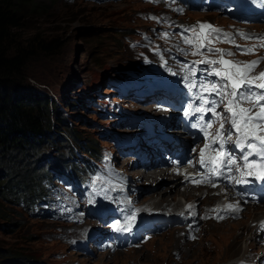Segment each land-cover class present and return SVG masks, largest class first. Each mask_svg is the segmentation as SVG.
I'll return each mask as SVG.
<instances>
[{"label":"rangeland","instance_id":"374dc122","mask_svg":"<svg viewBox=\"0 0 264 264\" xmlns=\"http://www.w3.org/2000/svg\"><path fill=\"white\" fill-rule=\"evenodd\" d=\"M35 3L39 9L33 14L29 13L21 27L15 29L21 43L30 45L31 39L32 42H36L37 39L59 41L50 52L35 49L37 51L29 58L25 67L23 84H26L32 93H45L53 97L63 110V120L67 122L66 126L62 123L55 124L52 130L55 141L45 143L42 150V154L45 153L43 156H57L62 152L63 148L61 150L59 140L65 128L78 136L112 147L113 135L109 127L112 126L111 122L114 119L100 118L93 102L98 101V98L110 96L111 93H107L109 90L106 89L108 77L118 73L117 71L129 68L131 61L143 57L128 44L125 37L126 35L133 37V34L129 33L137 27L147 28L150 23L145 20V17L140 16V13L144 14L148 11L155 16L154 12L159 6L144 3L142 0L69 2L68 0H35ZM165 12L173 17L178 16L170 10ZM178 18L181 22L198 18L209 23L222 24L228 29L234 28L230 18L198 9L188 10L184 16ZM179 29L189 33V29L183 27L181 23ZM258 30H264V24L260 25ZM214 38L223 44L227 42L224 35L222 37L217 35ZM142 51L144 55H147L145 48ZM202 51L204 52L205 49L203 48ZM247 53L245 49H241L237 55L246 56ZM185 61L187 60H169L157 67L164 72L170 65L172 67L182 65ZM156 64L142 63L135 72L143 73V75L151 74L150 71L156 67ZM141 80L142 78H139V81ZM149 82L151 81L144 84ZM133 95L134 93H131L125 101L115 100L117 107L114 110L119 108L118 113L126 110L124 113H130V115L138 113L137 111L152 110L150 109L152 104L140 105L141 107L135 105ZM209 100L212 102L213 97ZM209 100L207 99V102ZM127 125L128 123L125 122L119 128V139ZM139 125L140 122L134 121L130 128ZM103 129L110 130L109 135L101 136ZM213 134L212 129L211 135ZM210 140L199 146L208 145ZM80 148H73V151L80 152L82 151ZM40 161L41 159H37L35 164ZM115 161L116 159L110 156L104 166L110 172H114L113 162ZM137 161L130 155L125 158L120 156L118 165L124 170L125 175L127 174L133 180L134 185L139 187L134 197V201H138V211L141 213L145 211L147 213L142 215H147L149 210H155L159 216L156 218L146 216L144 225L138 223L136 226L129 227L130 229L124 227L126 221L115 226L110 225L105 229L97 225V220L89 215L97 202L94 200V189L85 187V190L80 189V194L87 205L83 206L79 213L75 212L71 224L61 228L57 233L58 226L54 227L52 221L36 215L31 216L12 202L1 199L3 184H0V264H27L25 261H20L25 258L30 260V264L32 260L40 259L50 264H229L248 257L256 258L263 252L264 246L258 239L253 241L251 236L254 234L255 220L264 215V208L256 213L253 211L254 208L260 206L247 204L239 218L221 222H214L212 219L203 221V218L208 215L210 218V211L206 215L203 210L202 218L197 219L198 210L201 208L207 210L209 206L215 207L221 201L215 198V194L214 197L210 196V193H216L215 191L193 184L188 186L184 178L179 184L173 186L171 176L174 175L173 173L181 175L180 168L155 166L158 165L153 164L157 163L156 161H151L147 171L161 174L168 170L167 175H158L153 181L144 179V176L138 177L137 174L131 173L144 169L141 161ZM142 167L143 169H140ZM150 174L148 173L145 177L149 178ZM124 178L129 180L125 176ZM111 180L108 177L107 184ZM111 189L110 185L106 190ZM176 189L180 192L184 189L190 191V195L195 198L198 196L201 202L190 210L192 205H188L193 204L192 201L195 198L189 200L187 196L177 194L175 199L171 200ZM206 189L210 193L205 194ZM155 194L170 196L166 202L161 203L158 196L148 198ZM121 202L129 212V203H126L124 199H121ZM186 206L189 208L186 215H193L194 219L184 224V227H172L164 232L167 227L175 225L168 214L184 213ZM179 219L181 220V217ZM146 221H151L153 224H148ZM154 224L164 226V229L152 231L147 228ZM187 226L192 229L190 238L184 236L183 229L186 230ZM124 230H131V233L138 232L137 239L133 241ZM125 242L133 243L135 246H126Z\"/></svg>","mask_w":264,"mask_h":264},{"label":"trees","instance_id":"16d2710c","mask_svg":"<svg viewBox=\"0 0 264 264\" xmlns=\"http://www.w3.org/2000/svg\"><path fill=\"white\" fill-rule=\"evenodd\" d=\"M38 7L35 0H0L1 199L12 202L24 212L33 206L35 198L45 201L47 205L54 201L52 194L55 193L41 185L42 179L46 177L51 182L53 177H58V173L50 174L48 164L54 166L56 163L67 162L75 155L73 148L81 147L83 153L93 156L99 151L97 142L65 128L59 140L62 152L57 156L42 154L45 143L55 141L52 133L55 124L62 123L66 126L67 122L63 120V110L53 97L45 93H32L23 84L25 67L29 58L37 51L35 49L50 52L59 41L37 39L32 42L31 39L30 45L21 43L15 29L21 27L24 18L29 13L33 14ZM134 62L131 61L129 66H135ZM37 159L41 161L35 164ZM60 201L62 198L58 195V201L54 203ZM27 260L29 259L25 258L20 261L30 264V260Z\"/></svg>","mask_w":264,"mask_h":264},{"label":"snow or ice","instance_id":"6c2138e0","mask_svg":"<svg viewBox=\"0 0 264 264\" xmlns=\"http://www.w3.org/2000/svg\"><path fill=\"white\" fill-rule=\"evenodd\" d=\"M199 27L201 29H209V32H194L193 38H185L184 42L194 44L201 41L202 38V42L199 44V47H207L208 44L211 43V40L209 39L210 34L219 33L220 30L212 28L211 25H199ZM225 39L227 40L228 37L225 36ZM259 39L264 40V37H260ZM208 50L219 53L221 59L219 61L209 60L205 62L213 65L217 63L221 65H230V69H213V71L215 72V75L220 76L222 79L227 77V80L231 81V83H222L219 91L217 89V85L215 84L211 85V87L208 85H201V87L210 92H215L217 95H221L224 99L228 100V111L231 114L227 115L226 119L238 133V138L235 142L236 145L243 152H245L242 158L246 168L248 169L246 175L264 179V103H261V101H264V91H252L253 88L264 90V72H260L258 77L250 75L259 65L261 59H264V57L250 62L227 61L222 59V57L224 55H232L231 52L213 48H209ZM251 51L252 49L250 48L245 49V52ZM258 80L261 82L257 83ZM192 86L195 85H190V87ZM241 87L247 88V93L238 91ZM204 102L207 103V101ZM244 102H247L249 107H242L241 105ZM212 103L213 105L215 104L214 101ZM256 109L259 110L255 111ZM197 111H204V109L200 108L197 109ZM221 128H223V123L221 124ZM228 139H231V136H229ZM206 147L208 146L206 145ZM201 156V163H204L203 152L201 153ZM253 156L258 157V160L250 163L249 157ZM227 164L235 165L236 160L229 159ZM252 169H259L260 171L258 173ZM228 207L232 208L233 206L229 205ZM236 211H239V209L237 208Z\"/></svg>","mask_w":264,"mask_h":264},{"label":"bare ground","instance_id":"6f19581e","mask_svg":"<svg viewBox=\"0 0 264 264\" xmlns=\"http://www.w3.org/2000/svg\"><path fill=\"white\" fill-rule=\"evenodd\" d=\"M229 23V22H228ZM153 164H158V163H153ZM151 166H153V165H151ZM148 168H150V167H147V168H144L143 169V167L142 168H140V169H143V170H135V171H132L131 173H135V174H137L138 175V177H143L144 176V179H152V181L154 180V179H157V177H158V175H167V173H168V170L166 171H164L163 173H159V172H150V171H147L148 170ZM172 171V170H171ZM148 173H151L150 175V177L149 178H147V177H145V175H147ZM170 174V173H169ZM174 175L173 176H171V179H172V185L173 186H176L177 184H179L181 181H182V176L181 175H178V174H175V173H173ZM192 185V184H191ZM194 186H196V185H194ZM169 191V190H168ZM179 195V194H182V195H184V196H187V198L190 200V199H192V198H195V196H191L190 195V191H188V190H186V189H184V190H182V192H180V190H178V189H176V191L174 192V197H171L170 199L171 200H173V199H175V196L176 195ZM151 197H148L149 199L150 198H152L153 196H158V200L161 202V203H164V202H166L167 201V199L169 198V196L170 195H150ZM147 198V199H148ZM218 199V198H217ZM193 202V205H195V206H197V203L199 202H201L200 201V198L198 197V196H196V198L194 199V201H192ZM167 205V204H166ZM165 205V206H166ZM192 205V206H193ZM191 206V207H192ZM207 206V205H206ZM190 207V208H191ZM202 209V208H201ZM263 210V209H262ZM261 210V208L260 207H258V208H254V212H261L262 211ZM205 211V210H204ZM145 216H148V214L147 215H142V218L143 217H145ZM176 216H178L179 218L181 217V215L179 214V215H177V214H175V215H169V217L171 218V219H173V218H175ZM193 216V215H192ZM153 217L155 218L156 217V215H153ZM138 223H143V221H138V220H136ZM180 219H178V220H176V222H175V225H178V224H180ZM184 230V234L187 232V229L185 230V229H183ZM180 231H182V230H180ZM181 235V234H180ZM186 236H189V234H186ZM179 237V236H178ZM252 237V239H253V241H255V237H256V235L255 234H253V236H251ZM180 238V237H179ZM239 242V241H238ZM236 245V244H235ZM250 246V245H249ZM176 250V249H175Z\"/></svg>","mask_w":264,"mask_h":264}]
</instances>
